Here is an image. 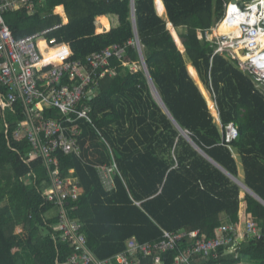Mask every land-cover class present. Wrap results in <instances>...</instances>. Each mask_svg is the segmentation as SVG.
I'll return each instance as SVG.
<instances>
[{
	"label": "trees",
	"instance_id": "obj_1",
	"mask_svg": "<svg viewBox=\"0 0 264 264\" xmlns=\"http://www.w3.org/2000/svg\"><path fill=\"white\" fill-rule=\"evenodd\" d=\"M226 1L163 0L166 20L158 14L155 0H134L144 60L170 114L155 100L145 70L126 63L141 65L139 51L130 43L135 38L132 0H44L35 13L21 9L5 14L14 36L22 38L61 24L55 11L64 6L68 22L37 39L44 59L62 45H69L70 60L84 61L112 44H128L124 58L111 60L116 74L101 79L91 101L92 122H79L81 156H58L62 175L79 179L82 195L71 202L76 207L72 216L84 223L89 246L100 258L122 252L133 236L140 242L158 240L163 229L199 230L200 236L212 238L228 217L240 238L221 262L264 264V233L260 238L245 236L250 219L264 231V203L199 150L264 201V91L236 60L212 58L214 45L198 35L221 19ZM180 27L185 32L179 33ZM203 85L212 94L221 125ZM4 112L0 111V264L64 262L72 249L62 241L58 218L50 215L55 205L47 198L52 190L48 171L27 137L16 135L18 122L24 120L21 105ZM43 115L61 114L46 107ZM231 122L239 135L227 142L226 126ZM108 145L121 174L116 176V189L109 192L96 168L111 162ZM234 153L242 162L243 176ZM177 254L165 253L159 264H174Z\"/></svg>",
	"mask_w": 264,
	"mask_h": 264
},
{
	"label": "built area",
	"instance_id": "obj_2",
	"mask_svg": "<svg viewBox=\"0 0 264 264\" xmlns=\"http://www.w3.org/2000/svg\"><path fill=\"white\" fill-rule=\"evenodd\" d=\"M43 2L0 0V88L5 89L0 92V111L4 114L6 108L21 105L24 120L18 122L16 135L27 137L33 153L48 171L52 190L47 198L55 205L62 241L72 249L66 261L57 260L56 264H159V257L174 250L178 251L174 264H223V253L236 246L237 238H240L233 223L221 224L218 234L212 238L200 236L199 230L163 229L160 239L140 242L133 237L128 240L125 250L111 257L100 258L92 251L84 223L72 216L76 207L71 202L82 195L79 183L71 176L62 175L58 156L60 152L81 156L79 122H92L91 101L97 95L101 79L116 74L117 67L111 64V60L124 58L128 44H112L91 53L84 61L70 60L69 45H62L56 49L55 55L44 59L38 51L37 39L65 22L16 38L5 19L9 11L25 9L35 13ZM59 9L55 12H66L63 6ZM223 23L228 29L221 27ZM198 35L201 40L214 45L212 58L223 55L236 60L239 67L251 75L256 87L264 91V0L226 1L221 19L211 29L199 31ZM130 43L136 45L140 54V40L135 37ZM140 58L141 65L126 63L131 69L141 66L148 78L146 62ZM55 61L60 63L44 69ZM46 107L56 108L61 115L44 117ZM226 130L227 142L239 135L233 122L226 126ZM96 168L105 188L111 190L113 175L120 174L117 161L113 158L110 164H99ZM263 233L256 221H247L246 237L260 238Z\"/></svg>",
	"mask_w": 264,
	"mask_h": 264
},
{
	"label": "crops",
	"instance_id": "obj_3",
	"mask_svg": "<svg viewBox=\"0 0 264 264\" xmlns=\"http://www.w3.org/2000/svg\"><path fill=\"white\" fill-rule=\"evenodd\" d=\"M155 3H156V8H157V11H158V14H162L164 11L166 12V9H165V6H164V3H163V0H160V8L158 7V5H157V1L155 0ZM60 10V9H59ZM166 15H167V12H166ZM60 16H61V18H62V21H64L65 22V24L68 22V18H67V14H66V12L65 13H63V14H60ZM167 19H168V16L166 17ZM166 19V20H167ZM109 27H107L106 25V28H107V30L109 31L110 29H111V23H110V20H109ZM179 30H180V32L179 33H183V32H185V28L184 27H180L179 28ZM172 33V32H171ZM174 37V36H173ZM175 39V38H174ZM177 43V42H176ZM178 45V44H177ZM179 46V45H178ZM182 46H183V44H182ZM179 48H182V47H180L179 46ZM190 65V64H189ZM189 65H188V67H189ZM189 70V69H188ZM190 72V71H189ZM191 74V73H190ZM192 76V75H191ZM193 77V76H192ZM194 78V77H193ZM148 79V78H147ZM200 79V78H199ZM194 80H195V78H194ZM201 81V80H200ZM148 82H149V79H148ZM195 82H196V80H195ZM202 82V81H201ZM197 83V82H196ZM203 84V83H202ZM199 86V85H198ZM204 86V85H203ZM200 87V86H199ZM201 89V88H200ZM202 91V90H201ZM202 93H203V91H202ZM204 94V93H203ZM205 96V95H204ZM206 97V96H205ZM154 98H155V96H154ZM207 99V98H206ZM156 100V99H155ZM214 105H215V103H214ZM210 107V106H209ZM210 109H211V107H210ZM212 111V110H211ZM215 112H216V114H214L213 112V115H214V117H215V120L221 125V120H220V116H219V113H218V111L216 110V106H215ZM106 142V141H105ZM108 144V143H107ZM108 148H109V152H110V154H111V161L113 160V158L116 160V157L114 156V153H113V150H112V148L108 145ZM234 156H235V158L237 159V161H238V165H239V168H240V170H241V172H242V170H243V167H242V162H241V160H240V157H239V155L238 154H236V153H234ZM117 161V160H116ZM111 163V162H110ZM109 163V164H110ZM118 163V162H117ZM97 165H99V164H97ZM74 172V169H72L71 171H70V173H73ZM99 174V173H98ZM118 175H121V174H114L113 175V179H114V186H113V188L111 189V190H107L106 188H105V186H104V188H105V190L106 191H112V190H114V189H116V176H118ZM241 176H243V173H241ZM74 180H76L78 183H79V179L78 178H76V177H74V176H71ZM100 177V176H99ZM101 179V178H100ZM102 182V181H101ZM103 184V183H102ZM52 212H54V213H52V217L54 216V217H56V209H53L52 210ZM224 223H232L231 221H230V218H228V217H224L223 219H222V224H224ZM163 231V230H162ZM134 237V236H133ZM133 237H131V238H133ZM131 238H129V239H131ZM136 238V237H135ZM128 239V240H129ZM160 239V238H159ZM128 242V241H127ZM127 242H126V244H127Z\"/></svg>",
	"mask_w": 264,
	"mask_h": 264
},
{
	"label": "water",
	"instance_id": "obj_4",
	"mask_svg": "<svg viewBox=\"0 0 264 264\" xmlns=\"http://www.w3.org/2000/svg\"><path fill=\"white\" fill-rule=\"evenodd\" d=\"M235 1V0H233ZM132 18H133V23H134V28H135V37L139 40V35H138V31H137V26H136V20H135V5H134V0H132ZM172 24V23H171ZM173 25V24H172ZM168 26V25H167ZM168 29L170 30L169 26H168ZM171 31V30H170ZM173 35V34H172ZM181 39V37H180ZM181 42H182V39H181ZM183 44V43H182ZM140 56L144 59V55H143V51L141 50V53H140ZM148 79H149V85L151 86V91L153 93V96H155V99L157 100V102L166 110V112L169 113L166 105L164 104L161 96L159 95L156 87H155V84H154V81L150 75V73H148ZM170 114V113H169ZM182 130V134L188 138L191 142L192 139L189 137V135L187 134L186 131H184L183 129ZM199 148V147H198ZM200 152L202 154H204L207 158H209L212 162H214L216 165H218L220 168H222L228 175H230L233 179H235L246 191H249L251 194H253L256 198H258L261 202L264 203V201L256 194L254 193L251 189H249L241 180L235 178L234 176H232L231 174H229V172H227V170H225L223 167H221L219 164H217L215 161H213L204 151H202L200 148H199Z\"/></svg>",
	"mask_w": 264,
	"mask_h": 264
},
{
	"label": "rangeland",
	"instance_id": "obj_5",
	"mask_svg": "<svg viewBox=\"0 0 264 264\" xmlns=\"http://www.w3.org/2000/svg\"><path fill=\"white\" fill-rule=\"evenodd\" d=\"M61 6H63V5H61ZM64 7V6H63ZM161 16L162 17H164L165 19H167L166 17H167V15H166V12L164 11L162 14H161ZM179 32H180V30H179ZM138 66L139 65H137V68H138ZM205 87V86H204ZM205 89H206V87H205ZM206 91H207V97H208V99L209 100H211L212 102H213V106L215 107V105H214V100L212 99V94L206 89ZM209 104V103H208ZM212 112L214 113V114H216L215 112H214V110H212ZM239 166V165H238ZM238 169H239V171H240V174L241 173H243V170H242V172H241V170H240V168L238 167ZM244 195H245V190H242L241 191V198L243 199V197H244ZM52 213H54V212H50V215H52ZM19 230V229H18Z\"/></svg>",
	"mask_w": 264,
	"mask_h": 264
},
{
	"label": "bare ground",
	"instance_id": "obj_6",
	"mask_svg": "<svg viewBox=\"0 0 264 264\" xmlns=\"http://www.w3.org/2000/svg\"><path fill=\"white\" fill-rule=\"evenodd\" d=\"M221 27H223V28H225V29H228V26H227L226 23H223V24L221 25Z\"/></svg>",
	"mask_w": 264,
	"mask_h": 264
}]
</instances>
